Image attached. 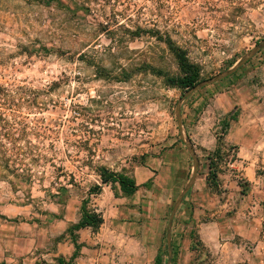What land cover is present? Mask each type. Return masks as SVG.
I'll list each match as a JSON object with an SVG mask.
<instances>
[{
  "label": "rangeland",
  "instance_id": "obj_1",
  "mask_svg": "<svg viewBox=\"0 0 264 264\" xmlns=\"http://www.w3.org/2000/svg\"><path fill=\"white\" fill-rule=\"evenodd\" d=\"M169 40L201 69L195 90L168 88L157 75H179ZM243 59L233 75L217 81ZM238 90L243 107L250 114L258 109L264 123V0H0V178L34 210L80 213L100 183L98 169L134 174L138 182L148 172L142 166L163 164L153 177L158 192L143 199L160 208L177 184L168 201L167 231L195 163L196 180L207 175L214 191L220 190V174L232 170L238 157L227 139L231 120L217 134L218 153L196 146L190 131L214 98L215 111L233 112L229 97ZM203 122L214 128L209 116ZM167 159L173 160L170 168ZM184 167L187 177L180 180ZM170 170L180 176L175 184ZM212 172L215 186L208 181ZM196 180L177 210L190 201ZM241 183V195L217 198L229 204L249 198L254 225L236 226L246 236L231 240L253 264H264V195H249ZM229 208L232 215L234 205ZM177 214L171 264H212L196 231L189 251V233L172 235ZM108 237L109 245H102L108 258L99 264H154L151 239L141 247ZM166 242L164 235L163 264L169 259Z\"/></svg>",
  "mask_w": 264,
  "mask_h": 264
},
{
  "label": "crops",
  "instance_id": "obj_2",
  "mask_svg": "<svg viewBox=\"0 0 264 264\" xmlns=\"http://www.w3.org/2000/svg\"><path fill=\"white\" fill-rule=\"evenodd\" d=\"M240 93L243 94V90L233 92L229 97L233 103V110L235 109L233 112L215 111L213 106L219 97L214 98L208 110L202 115L201 121L190 131V137L196 146L204 152H214L219 146L217 134L222 130V124L236 113L237 120L232 121L227 139L230 138V143L237 148L238 158L231 164L230 172L220 174L218 181L220 190L214 191L208 186L207 175L201 180H196L190 201L183 202L177 210L172 230L173 236L180 232L189 233L186 251L190 250L193 242L191 234L196 231L198 241L211 254L209 261H213L212 264H253V258L245 248L238 247L231 240L234 235L246 236L244 232L239 233L238 229H235L236 226L254 225V208L249 205V198L242 196L239 203L231 204L217 198L228 193L234 196L241 195L243 189L239 184L241 182L248 188L249 195H264V123L258 121V109H254L255 114H250V109L243 107L239 99ZM222 96L223 94L220 95ZM207 116L215 122L216 126L214 125L213 129L203 122ZM255 116V122H251ZM252 132L255 133L253 138ZM184 160L187 161V158ZM171 162L172 159L163 160L169 168ZM158 165L159 167L150 164L142 166L148 172L141 181L137 182L134 174L130 176L138 185L149 181L152 184L140 187L133 196L126 197L118 185H110L104 186L102 192L92 198L90 202L92 210L103 216L104 223L97 230L85 228L75 231L76 243L80 249L73 260L76 248L69 229L82 220V212L77 213L71 209L62 213L34 210L30 204L18 201L17 194L11 193L7 184L0 178V264H59L61 259L67 263L72 261V264H99L101 258H108V255L103 254L105 249H102V245L103 247L109 245L106 243L109 240L108 236L124 242H134L141 247H145L151 239L154 244L152 248L155 262L160 244L167 232L165 217L168 201L171 200L169 197L177 187L176 184L171 191L169 190L170 194L163 200L162 207L153 210L152 206L148 205V201L143 197L159 190L154 183L155 180L153 181V177L160 173L159 168L163 166ZM170 173L175 184L180 176L171 170ZM186 173V169L182 171L180 180L187 177ZM227 181L233 187L232 190H227L229 184ZM97 183L99 184V181ZM232 204L237 212L234 210L231 215L228 208Z\"/></svg>",
  "mask_w": 264,
  "mask_h": 264
},
{
  "label": "trees",
  "instance_id": "obj_3",
  "mask_svg": "<svg viewBox=\"0 0 264 264\" xmlns=\"http://www.w3.org/2000/svg\"><path fill=\"white\" fill-rule=\"evenodd\" d=\"M167 45L169 50L174 54L175 59L177 61L178 67H179V75L177 76H171L170 74L158 71L157 75L159 77H163L164 83L166 87L178 89L182 93H185L186 91L192 90L193 88L197 87L199 83L201 82V69L192 63L187 54L182 51L180 48L175 47L174 44L169 40L167 41ZM229 120L236 121L237 116L236 113L232 114L229 117ZM228 122H224V128L228 127ZM218 139V144H219ZM235 149H237L235 147ZM220 150V145L216 149L215 153H218ZM99 177H100V184L93 187L89 192V198L88 200L83 202V205L81 207L82 212V220L75 226L69 229L70 235L74 238L75 248L76 252L74 253L72 260L75 259L78 255L80 247L76 243V236L75 231H79L81 229L85 228H93L94 230L99 229L102 224L104 223L103 216L96 212L95 210H91L87 207V205L90 202L91 197H95L96 195L100 194L102 192V189L104 186H115L118 185L120 187V190L122 194L126 197L133 196L140 187H148L151 182L149 181L146 184H143L142 186L138 185L136 180L133 177H130L126 174H117L114 172H111L105 168L98 169ZM215 173H210L208 181L210 184L213 182L212 186L216 185L214 183V179H216ZM165 240L167 241V232H165ZM173 246V244H172ZM166 249L168 251V244L166 242ZM174 249V248H173ZM175 257L173 258L174 261ZM69 263L72 264V261ZM65 262L64 260H59V264H69ZM163 258L161 252H159L154 264H163Z\"/></svg>",
  "mask_w": 264,
  "mask_h": 264
},
{
  "label": "water",
  "instance_id": "obj_4",
  "mask_svg": "<svg viewBox=\"0 0 264 264\" xmlns=\"http://www.w3.org/2000/svg\"><path fill=\"white\" fill-rule=\"evenodd\" d=\"M246 60L247 59H243L241 62L238 63L237 66H235L233 69H231L230 71H228L226 74L219 76L217 78V81L224 80V79L230 77L231 75H233L240 67H242L245 64ZM196 88L197 87L193 88L192 90H195ZM182 100H184V99H182ZM178 112H179V124H180V127L182 128L183 125H182V120L180 118V108L178 109ZM189 149H190L192 155L195 158V155H196L195 150L193 148H191V147H189ZM197 172H198V165H197V163H195L192 180H191L190 184L188 185V187L184 190L183 194L180 196V198H179L178 202L176 203V205L174 206L172 215H171L170 220H169V225H168V229H167L168 250H169L168 264H171V260H172V253H171V251H172V243H171V237H170V235H171V227H172L173 220H174V217H175V214H176V211H177V207L183 201L184 196L186 195V193L190 189V187L193 184V182L196 180Z\"/></svg>",
  "mask_w": 264,
  "mask_h": 264
},
{
  "label": "built area",
  "instance_id": "obj_5",
  "mask_svg": "<svg viewBox=\"0 0 264 264\" xmlns=\"http://www.w3.org/2000/svg\"><path fill=\"white\" fill-rule=\"evenodd\" d=\"M100 184V183H99Z\"/></svg>",
  "mask_w": 264,
  "mask_h": 264
}]
</instances>
